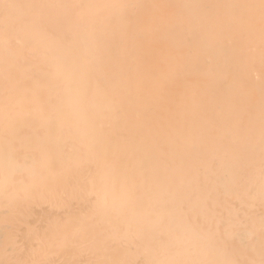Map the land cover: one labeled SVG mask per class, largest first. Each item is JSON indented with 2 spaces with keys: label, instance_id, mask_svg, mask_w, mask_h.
<instances>
[{
  "label": "bare ground",
  "instance_id": "6f19581e",
  "mask_svg": "<svg viewBox=\"0 0 264 264\" xmlns=\"http://www.w3.org/2000/svg\"><path fill=\"white\" fill-rule=\"evenodd\" d=\"M0 264H264V0H0Z\"/></svg>",
  "mask_w": 264,
  "mask_h": 264
}]
</instances>
